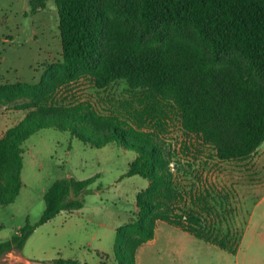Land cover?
Returning <instances> with one entry per match:
<instances>
[{
  "label": "trees",
  "instance_id": "trees-1",
  "mask_svg": "<svg viewBox=\"0 0 264 264\" xmlns=\"http://www.w3.org/2000/svg\"><path fill=\"white\" fill-rule=\"evenodd\" d=\"M49 0H31L33 13ZM62 38V79L0 85V108L26 91L37 98L26 117L0 138V208L13 204L23 181L24 143L45 129L69 132L101 149L115 143L137 152L125 177L148 183L137 198V219L118 229L119 264H137L138 250L166 222L230 253L238 234L212 231L197 203L177 213L167 134L178 122L191 146L211 149L220 162H245L264 144V0H55ZM87 80L100 92L125 81L123 98L108 95L58 101V90ZM185 149L189 150L187 146ZM99 176L55 181L44 196L36 226L26 224L0 244V258L21 250L34 231L81 199ZM168 200V201H167ZM231 234V235H230ZM233 235L236 236L232 241ZM56 264H82L58 259Z\"/></svg>",
  "mask_w": 264,
  "mask_h": 264
},
{
  "label": "rangeland",
  "instance_id": "rangeland-1",
  "mask_svg": "<svg viewBox=\"0 0 264 264\" xmlns=\"http://www.w3.org/2000/svg\"><path fill=\"white\" fill-rule=\"evenodd\" d=\"M30 1L0 0V85L38 84L45 72L50 83L62 79L64 52L55 0L37 13L32 12ZM128 89L122 81L98 93L83 79L59 89L58 101L123 98ZM37 101L23 91L0 108V138ZM167 139L175 152L170 167L173 189L178 192L177 199L167 201L182 213L200 199L199 205L213 212L205 215L207 225L215 235L236 232L238 237L233 235L232 241L236 238L238 247L230 253L159 221L156 240L138 250L137 264H264V144L245 162H220L211 149L198 153L200 148L190 145L178 122ZM23 147V186L13 204L0 208V244L27 223L38 225L45 193L55 181L99 178L82 194V209L63 212L39 226L21 250L2 256L0 264H56L58 259L119 264L124 247L118 244L116 232L137 219V198L149 186L139 176L125 177L137 152L115 143L97 149L54 129L36 133Z\"/></svg>",
  "mask_w": 264,
  "mask_h": 264
},
{
  "label": "crops",
  "instance_id": "crops-1",
  "mask_svg": "<svg viewBox=\"0 0 264 264\" xmlns=\"http://www.w3.org/2000/svg\"><path fill=\"white\" fill-rule=\"evenodd\" d=\"M157 231V230H156ZM156 234H157V232H155V238L151 241V242H153V241H155L156 240Z\"/></svg>",
  "mask_w": 264,
  "mask_h": 264
}]
</instances>
